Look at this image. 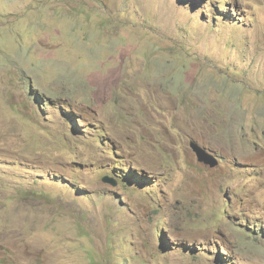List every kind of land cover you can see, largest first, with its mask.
<instances>
[{"label": "rangeland", "instance_id": "obj_1", "mask_svg": "<svg viewBox=\"0 0 264 264\" xmlns=\"http://www.w3.org/2000/svg\"><path fill=\"white\" fill-rule=\"evenodd\" d=\"M0 264H264V0H0Z\"/></svg>", "mask_w": 264, "mask_h": 264}, {"label": "water", "instance_id": "obj_2", "mask_svg": "<svg viewBox=\"0 0 264 264\" xmlns=\"http://www.w3.org/2000/svg\"><path fill=\"white\" fill-rule=\"evenodd\" d=\"M191 148L195 152L197 159L200 163L210 166L211 168H216L219 165V161L213 155H211L207 150L202 148L199 144L192 142ZM105 182L110 183L109 179H105ZM115 185V184H114Z\"/></svg>", "mask_w": 264, "mask_h": 264}]
</instances>
